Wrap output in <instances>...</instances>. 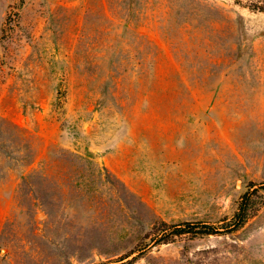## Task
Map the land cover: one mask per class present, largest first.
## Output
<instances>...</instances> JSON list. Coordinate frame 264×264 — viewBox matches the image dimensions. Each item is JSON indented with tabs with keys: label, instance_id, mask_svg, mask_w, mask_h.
<instances>
[{
	"label": "rangeland",
	"instance_id": "374dc122",
	"mask_svg": "<svg viewBox=\"0 0 264 264\" xmlns=\"http://www.w3.org/2000/svg\"><path fill=\"white\" fill-rule=\"evenodd\" d=\"M0 127V264H264V13L0 0Z\"/></svg>",
	"mask_w": 264,
	"mask_h": 264
},
{
	"label": "trees",
	"instance_id": "16d2710c",
	"mask_svg": "<svg viewBox=\"0 0 264 264\" xmlns=\"http://www.w3.org/2000/svg\"><path fill=\"white\" fill-rule=\"evenodd\" d=\"M233 1H234V3L241 5V6H244L251 11L264 13V0H233ZM6 128L12 129V126L10 124L6 123ZM3 132H5V129L0 127V134H2ZM3 148H5L4 142H0V151ZM3 153L0 154V174H3L4 167H8V163H9L4 159ZM256 192H257V188H254L251 192H246L242 195L240 205H239L237 212L235 213L234 217L227 222L230 229L237 230L244 224V222L246 221V218H247V209L249 207L248 204L250 201V196H251V194L256 193ZM162 225L163 226L158 229L160 237L158 240H156L159 243L160 242L161 243H167L168 240H170L172 237L180 236V235H183L185 233H204V234L215 233V231L210 229V228H203L206 230H202V229L196 230V228H195L196 224L191 225L188 222H186L182 225L170 226V225H167L165 223H162ZM164 227H166V228H164ZM167 230H168V232H166L167 234H165L164 232Z\"/></svg>",
	"mask_w": 264,
	"mask_h": 264
}]
</instances>
